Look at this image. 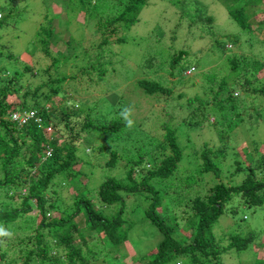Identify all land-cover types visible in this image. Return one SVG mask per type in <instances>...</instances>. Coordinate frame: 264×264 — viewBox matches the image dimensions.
<instances>
[{"label":"trees","instance_id":"obj_1","mask_svg":"<svg viewBox=\"0 0 264 264\" xmlns=\"http://www.w3.org/2000/svg\"><path fill=\"white\" fill-rule=\"evenodd\" d=\"M3 1L0 12L4 18L0 20V30L14 14L25 10L21 6L23 0ZM148 1L69 0V6L83 11L87 17L85 29L91 37H100L99 44L90 43L94 55L87 56V65L79 74L88 76L91 83L102 84L110 73H117L112 43H127L125 33L138 24ZM170 2L181 9V21L184 20L190 29L199 20L204 21V5L200 0ZM221 2L236 24L235 35L217 39L213 44L225 55L228 44L237 46L243 37H248L251 42L257 39L254 37L257 24L264 30L263 21L254 22L256 13L264 9V0ZM53 20L41 25L33 40L34 47L40 48L50 63L40 75L46 81L42 79L35 86L28 85L24 80L26 75L35 78L40 74L38 70L19 60L21 67L10 72L9 64L0 59V230L10 233L0 235V264H123L119 261V250L127 242L125 231L134 225L130 220L134 208L129 210L127 207L131 197L138 194L149 201L148 208L140 211L163 235L156 250L147 258L139 259L138 264H171L173 261L177 264L179 258H188L180 264H221V257L230 253H252L258 249L264 252V238L262 241L254 230L232 234L226 240L215 238L213 234L219 219L225 214L237 213V209L240 212L261 210L264 217V150L263 153L259 150L264 142L246 143L244 150L236 151L234 147L232 150L228 148L227 132V129L235 131L239 128L235 120L243 111H253L248 115L255 122L250 127L252 132L264 120V61L236 53L227 55L219 64L224 72L219 75L217 88L213 86L210 92H205V99L200 96L186 99V110L190 114L183 121L189 120L186 123L197 129L214 116L210 126L221 142L216 149L205 144L200 153L196 149L190 152L197 158L199 172L213 174L216 178L222 177L225 168L229 173L227 182L217 183L208 193L201 189L202 193L198 192L193 198L190 193L193 182L180 174L181 170L187 169L185 161L190 154L186 153L187 147H194L190 135L186 137L187 146H182L183 136L173 128L172 119L153 123L155 114H151L150 126L151 116L139 124L133 122L124 98L119 99L118 105L116 100L110 102L102 87L100 99L88 97L92 96L89 90L77 87L78 76L66 73L68 57L55 54L59 50L52 45L55 37ZM212 22V19L206 20L210 26ZM258 44L263 45L264 41ZM67 45L72 46V43L68 41ZM148 54H152V58H147L140 66L145 77L165 71L175 78V72L189 57L183 50L168 58L155 50ZM3 56L0 49V57ZM193 56L197 57L196 54ZM7 57L17 63L12 54ZM167 64L170 69L164 70ZM192 70L197 69L193 67ZM226 79H229V85ZM69 81L73 85L66 87ZM171 84L170 79L159 75L137 81L136 88L147 95L166 96L165 104L169 106L174 99V85L181 81L170 87ZM237 84L242 85L249 98L263 97V113L257 109L261 107L251 104L252 100L246 107L245 102L235 101ZM68 92L81 95V104L68 97ZM210 94L212 101H209ZM184 98L183 94L177 97L178 100ZM90 100L94 101L90 103ZM178 100L174 106L184 110ZM31 110L38 113L41 123L31 121L19 127L11 121L13 112ZM213 111L216 115H211ZM243 127L248 128L244 124ZM98 140L101 144L97 150L106 162L98 165L101 182L97 185L91 182L95 167L87 161L82 162L79 149L83 142H89L88 149ZM48 151L51 152L49 156ZM227 155H233L235 166L224 165ZM102 170L116 173L105 177ZM79 178L85 179L84 182ZM61 185L62 189H74L72 208L61 202L57 190ZM34 211L37 213L31 215ZM176 217L183 222L179 232ZM105 237L112 244L111 252H106L103 247L106 246ZM107 253L113 256L107 258ZM252 254L254 259L250 264H264L260 252ZM246 257L252 256L243 255L241 264H248Z\"/></svg>","mask_w":264,"mask_h":264},{"label":"rangeland","instance_id":"obj_2","mask_svg":"<svg viewBox=\"0 0 264 264\" xmlns=\"http://www.w3.org/2000/svg\"><path fill=\"white\" fill-rule=\"evenodd\" d=\"M204 5V21H198L193 24V29H190L184 20L181 21V9L177 6L172 5L170 0H150L146 8L142 11L140 15V20L137 25L133 26L130 31L125 33L127 38L126 44H119L117 41L112 43V50L115 52V68L117 73L109 74L108 78L104 83L101 82L91 83L89 77L79 74V71L86 67L87 56H93L94 53L90 49V43L99 44L100 37L95 35L91 37L90 32L85 29L87 27V17L79 9H74V6H69V0H23L22 9L25 8L23 13L14 14L11 19L6 22L3 29L0 30V49L4 56L0 59L4 60V63L9 64L8 70L14 72L16 69L20 68L19 60L21 63L34 67L39 71V75L35 78L31 75H26L25 81L28 85H37L40 81L45 80L43 76L40 77L44 68H46L50 63L45 59L40 48H35L33 45V40L35 39L38 30L41 25H45L49 20H53V28L55 30V37L52 45L55 49L59 50L55 52L56 56L62 53L67 56L69 62L67 63L66 73L68 75H77L78 81H76L77 87L83 91L89 90L92 96L100 99L101 89H104L106 98L110 102L116 100L115 104L118 105L120 98H124L126 102L127 109L130 110V119L137 124L141 123L147 116H151L152 125L155 122H167L171 118L173 128L178 129V132L182 134L181 145L187 146L186 137L189 136L192 145L194 147L188 146L186 153L189 154L193 149H196L199 153L201 152L203 146L208 144L210 147L216 149L221 145L219 138L214 133V128L210 124L214 123V116L216 112L211 113V117L204 122L199 128H191L186 122L185 118L190 114L186 110V99H193L197 96L201 98H206L205 92H210L212 87L217 88L220 83L219 75L224 72V68L219 66L220 62L225 58V56L232 53H236L238 56L251 58L254 60L264 61V44L260 45L259 42L264 41V30L258 28V22L263 21L264 23V9L258 11L254 17V22L257 24L255 26L254 37L251 42L248 37H243L242 42L237 46L234 44L227 45V53L222 55L218 52V49L213 47L215 40L224 38L225 36L235 35L236 24L229 15V12L221 0H200ZM4 1L0 0L1 7L4 5ZM21 9V7H20ZM79 10V11H78ZM21 15L22 18H18ZM4 18V14L0 12V20ZM16 18H18L16 20ZM212 19L213 22L211 26L206 24V20ZM195 25V26H194ZM264 29V26H263ZM197 33V36L196 34ZM194 35V37L192 36ZM198 34H202L203 37L200 38ZM70 41L72 46H68L67 42ZM253 43V46H250ZM212 45V46H211ZM72 49V50H71ZM216 49V51H215ZM159 51L163 53L165 58L171 55H178L180 50L187 51L189 57L183 61V64L175 72V78H172L165 71H159L154 75L145 77V74L140 70V66L143 62L149 58L148 54L152 51ZM7 54H12L14 58H17V63L14 59H8ZM197 55L194 57L193 55ZM71 55V58L69 57ZM167 56V57H166ZM214 58L219 61L214 62ZM221 58V59H220ZM93 59V58H92ZM91 61L88 63L87 68L91 65ZM158 59V58H157ZM157 64V60H155ZM20 66V67H17ZM17 67V68H16ZM195 67L197 70L194 71L192 68ZM170 69L169 65H166L164 70ZM85 70V69H84ZM111 72V70H110ZM163 75L170 79L173 84L177 83L178 80L181 84L174 85V96L172 105L167 106L165 101L166 96L163 95H147L144 90L137 89L136 83L144 78L154 79L156 76ZM229 79H226L228 83ZM242 81V80H241ZM170 87H172V85ZM73 83L70 81L65 84L66 87L72 86ZM229 85V83H228ZM242 85L237 84L235 91V97H238L235 101L244 104L245 107L248 103L253 101L254 105H257L263 113V97L256 96L249 98L246 93L243 92ZM102 87V88H101ZM83 91L81 95L83 94ZM227 93V92H225ZM183 94L184 99L178 100L177 97ZM81 95H76L68 92L67 96L71 97L78 105L81 104L79 97ZM210 100L212 101L213 95L210 94ZM84 95V99H85ZM178 100L179 104L183 106L184 110H180L179 106H174L175 101ZM94 100H90L92 103ZM215 109V108H214ZM252 110H248L247 113L243 111V114L237 118L235 125L239 127L235 131L228 130L229 136V149L236 148V151L244 150L247 144H252V142L259 143L263 140L264 142V120H262L259 125H257V130L252 132L253 128L250 129L252 125H255L254 120L249 117ZM253 112V111H252ZM209 112H207L208 114ZM232 111L230 112V116ZM217 118V117H216ZM264 118V116H263ZM184 122V123H183ZM248 127L245 129L243 127ZM149 131V127H146ZM197 130V131H196ZM196 131V132H195ZM194 132V133H193ZM87 144L89 142H83L79 149V156H81L82 162H89L95 167L96 173L93 176L92 184L101 182V173L99 172L98 165L105 164V159H101L98 152V147L101 144V140L94 142L93 147L87 149ZM96 149V150H95ZM228 149V152H232ZM252 150V149H251ZM259 150L263 153L264 145L261 143ZM186 154V155H187ZM194 153H190L187 160L185 161L186 170H181L180 174L189 178L187 181H192L193 187L190 191L192 197H196L198 192L202 193V190L208 193L217 183L227 182L229 180V173L227 169H223L222 177L216 178L213 174H201L199 168L196 166L197 158L193 156ZM233 155H227L224 159V165L231 167L235 166ZM185 160V159H184ZM202 163V160H200ZM105 177L115 174V171L102 170ZM90 173V172H89ZM119 175V174H118ZM124 177V175H121ZM181 179V178H180ZM85 179L79 178V181L84 182ZM183 180V179H181ZM60 193L62 203L68 205L72 208L74 202V189H62V185L57 189ZM203 193V195H206ZM149 201L138 194L131 197L128 209H133V213L130 216V220L134 222V225L128 226V231H125V238L127 242L121 245L119 250V261L123 264H134L139 259L147 258L150 256L151 252H154L158 247L159 243L163 239L162 233L147 220L146 215L140 211L141 209L148 208ZM65 206L63 205L62 209ZM180 210L177 211V213ZM37 213L34 211L31 215ZM247 218L245 221L243 218ZM263 219V222H262ZM175 221L180 224L177 228L179 232L183 225L180 218H175ZM254 230L260 237L264 238V217L263 211L253 209H245L240 212L237 209L235 214H225L219 221L215 224L213 229V234L216 237H222V240L229 239L232 234L241 233L245 230ZM106 246H103L106 252L112 251V244L106 239ZM263 244V242H262ZM260 252L261 258L264 257L263 249H258L252 253ZM244 253L240 254L238 252L230 253L221 257V264H241L243 260V255L252 257H246L248 264L254 259V254ZM107 258L113 256L107 253ZM179 260H188V258H179ZM187 262V261H186ZM171 264H175L173 261Z\"/></svg>","mask_w":264,"mask_h":264},{"label":"built area","instance_id":"obj_3","mask_svg":"<svg viewBox=\"0 0 264 264\" xmlns=\"http://www.w3.org/2000/svg\"><path fill=\"white\" fill-rule=\"evenodd\" d=\"M11 121L16 123L19 127L28 125L31 121L41 123L42 119L38 116V113L34 110L31 111H17L11 114ZM51 155V152H47V156Z\"/></svg>","mask_w":264,"mask_h":264},{"label":"clouds","instance_id":"obj_4","mask_svg":"<svg viewBox=\"0 0 264 264\" xmlns=\"http://www.w3.org/2000/svg\"><path fill=\"white\" fill-rule=\"evenodd\" d=\"M0 235H5V236H7V235H10V233H8V232H3L2 230H0ZM161 241H162V240H161ZM178 260H179V259H178ZM136 263L138 264V261H137ZM180 263H182V260H179L177 264H180Z\"/></svg>","mask_w":264,"mask_h":264}]
</instances>
